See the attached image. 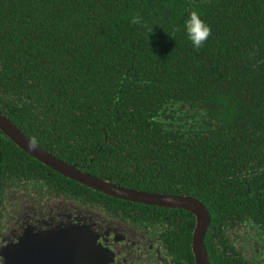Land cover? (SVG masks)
I'll return each instance as SVG.
<instances>
[{"label":"trees","instance_id":"obj_1","mask_svg":"<svg viewBox=\"0 0 264 264\" xmlns=\"http://www.w3.org/2000/svg\"><path fill=\"white\" fill-rule=\"evenodd\" d=\"M191 11L211 28L199 49L183 26ZM0 112L91 175L197 198L211 219L209 260L226 264L213 222L235 215L248 196L243 180L229 177L250 170L255 189L264 178V0H0ZM77 190L105 197L0 131V224L11 193ZM108 198L123 211L150 209ZM163 213V264H196L194 215Z\"/></svg>","mask_w":264,"mask_h":264},{"label":"flooded vegetation","instance_id":"obj_2","mask_svg":"<svg viewBox=\"0 0 264 264\" xmlns=\"http://www.w3.org/2000/svg\"><path fill=\"white\" fill-rule=\"evenodd\" d=\"M260 167L264 171V163ZM260 167L254 169L255 174ZM245 171L243 167L236 169V176L229 179L243 180L248 196L240 198V189L231 191L228 195L232 200L235 197L242 200L240 207L231 210L235 215L221 214L219 219L224 220L213 222L211 230L215 252L227 257L226 264H264V178L258 179V189L251 188L248 181L257 178L249 176L250 170L245 176ZM104 195L94 197L82 190L71 194L49 195L43 191L9 194L3 202L0 224V264L8 263L11 258L7 250L21 240L30 243L38 235L46 238L74 226L85 227L87 233L97 238L100 249L109 251L105 264H163L169 255L163 247L161 217L170 208L146 205L150 209L144 212L137 207L123 211L120 204Z\"/></svg>","mask_w":264,"mask_h":264},{"label":"water","instance_id":"obj_3","mask_svg":"<svg viewBox=\"0 0 264 264\" xmlns=\"http://www.w3.org/2000/svg\"><path fill=\"white\" fill-rule=\"evenodd\" d=\"M0 131L28 155L57 173L93 190L124 201L155 205L171 209H184L195 217L191 249L196 264H211L205 235L210 225L208 209L197 198L173 194L152 193L113 184L68 164L27 137L9 118L0 112ZM85 227L58 230L44 238L36 236L30 243L21 240L9 252L7 264H105L109 251L100 249L97 238L87 233ZM25 242V243H24ZM47 242V245H46ZM2 254V253H0ZM6 257L8 254H5Z\"/></svg>","mask_w":264,"mask_h":264},{"label":"clouds","instance_id":"obj_4","mask_svg":"<svg viewBox=\"0 0 264 264\" xmlns=\"http://www.w3.org/2000/svg\"><path fill=\"white\" fill-rule=\"evenodd\" d=\"M183 26L187 39L196 49L201 48L211 35L210 26L201 18V15L196 11H191L188 14V17L184 21Z\"/></svg>","mask_w":264,"mask_h":264}]
</instances>
